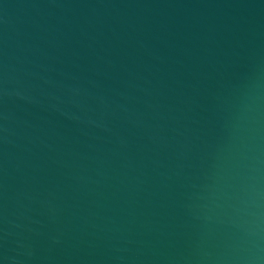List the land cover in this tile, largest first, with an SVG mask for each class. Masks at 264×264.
<instances>
[{
  "label": "water",
  "instance_id": "1",
  "mask_svg": "<svg viewBox=\"0 0 264 264\" xmlns=\"http://www.w3.org/2000/svg\"><path fill=\"white\" fill-rule=\"evenodd\" d=\"M0 264H264V0H0Z\"/></svg>",
  "mask_w": 264,
  "mask_h": 264
}]
</instances>
